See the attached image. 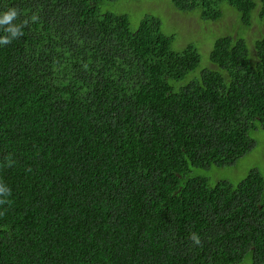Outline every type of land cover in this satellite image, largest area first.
Here are the masks:
<instances>
[{
    "label": "trees",
    "instance_id": "trees-1",
    "mask_svg": "<svg viewBox=\"0 0 264 264\" xmlns=\"http://www.w3.org/2000/svg\"><path fill=\"white\" fill-rule=\"evenodd\" d=\"M137 1L0 0V264H264V177L215 172L264 132V0Z\"/></svg>",
    "mask_w": 264,
    "mask_h": 264
},
{
    "label": "rangeland",
    "instance_id": "rangeland-1",
    "mask_svg": "<svg viewBox=\"0 0 264 264\" xmlns=\"http://www.w3.org/2000/svg\"><path fill=\"white\" fill-rule=\"evenodd\" d=\"M160 2H161L160 0H145V1H137L135 3L131 2L127 5L106 2L102 5V8L103 11H110L117 14H127L129 17H131V21H132L131 27L133 30L138 28L140 18H142L144 15L155 16L161 19L164 31L166 33L172 34V32H174L175 29L171 27V24L176 22V16H175L176 12L168 8H163L165 11L160 10L158 8ZM167 2L170 3L169 1ZM134 9L135 10L141 9V10L138 12L137 15H135L136 11ZM226 26H228L229 30H231L232 32L235 31L233 27L236 26V19L233 15H229L226 19V22L225 21L222 22L221 27L226 28ZM201 29L202 28L200 27L195 28L194 30H192L191 33L193 37L199 35L204 47H206L207 42H205L204 39L207 38V35L204 34L205 36L203 39L202 38L203 35L201 34ZM205 31L207 32L208 30L205 29ZM263 35H264V25L255 22L249 34L246 36V39L251 49H254L253 44L255 39L260 38ZM251 137L256 142V149L254 150V152L251 155L239 160L234 167H229L225 170L224 169L218 171L216 170L215 171L216 177L218 179L226 178L228 180L233 181L234 183L240 182L252 170H256L260 172V174L264 177V132L262 131V129L258 128L257 131H253L251 133Z\"/></svg>",
    "mask_w": 264,
    "mask_h": 264
},
{
    "label": "clouds",
    "instance_id": "clouds-1",
    "mask_svg": "<svg viewBox=\"0 0 264 264\" xmlns=\"http://www.w3.org/2000/svg\"><path fill=\"white\" fill-rule=\"evenodd\" d=\"M19 13L18 10L13 8L0 15V28L10 35L0 38V44L7 45L12 42L13 39L20 37L23 33L21 31L22 25L13 24V21L17 19ZM27 24V21H24ZM6 26V27H5ZM11 195V189L7 187L3 182H0V205L7 204L9 201L6 197ZM196 244L200 243L198 236L195 234L191 237Z\"/></svg>",
    "mask_w": 264,
    "mask_h": 264
}]
</instances>
